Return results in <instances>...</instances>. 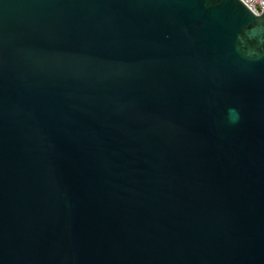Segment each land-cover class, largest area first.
Here are the masks:
<instances>
[{
    "label": "water",
    "instance_id": "1",
    "mask_svg": "<svg viewBox=\"0 0 264 264\" xmlns=\"http://www.w3.org/2000/svg\"><path fill=\"white\" fill-rule=\"evenodd\" d=\"M0 264H264V12L0 0Z\"/></svg>",
    "mask_w": 264,
    "mask_h": 264
},
{
    "label": "built area",
    "instance_id": "2",
    "mask_svg": "<svg viewBox=\"0 0 264 264\" xmlns=\"http://www.w3.org/2000/svg\"><path fill=\"white\" fill-rule=\"evenodd\" d=\"M253 13L260 15L264 12V0H241Z\"/></svg>",
    "mask_w": 264,
    "mask_h": 264
}]
</instances>
